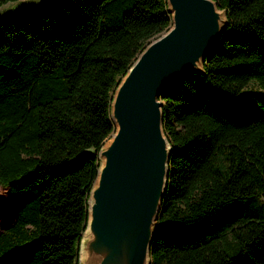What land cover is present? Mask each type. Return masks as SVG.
Segmentation results:
<instances>
[{
    "label": "trees",
    "instance_id": "obj_1",
    "mask_svg": "<svg viewBox=\"0 0 264 264\" xmlns=\"http://www.w3.org/2000/svg\"><path fill=\"white\" fill-rule=\"evenodd\" d=\"M217 2L226 20L202 69L160 93L171 156L150 264H264V0ZM171 23L167 0L0 17V184L16 210L0 264H78L112 93Z\"/></svg>",
    "mask_w": 264,
    "mask_h": 264
},
{
    "label": "water",
    "instance_id": "obj_2",
    "mask_svg": "<svg viewBox=\"0 0 264 264\" xmlns=\"http://www.w3.org/2000/svg\"><path fill=\"white\" fill-rule=\"evenodd\" d=\"M61 1L20 0L0 17ZM167 1L172 23L136 54L112 93L115 127L98 149L102 162L89 190L78 264H150L171 156L160 93L186 72L202 69L226 20L217 0Z\"/></svg>",
    "mask_w": 264,
    "mask_h": 264
},
{
    "label": "rangeland",
    "instance_id": "obj_3",
    "mask_svg": "<svg viewBox=\"0 0 264 264\" xmlns=\"http://www.w3.org/2000/svg\"><path fill=\"white\" fill-rule=\"evenodd\" d=\"M20 4V0H9L0 5V15L10 11ZM152 38V37H151ZM111 137V133L105 141ZM100 162L102 158L100 157ZM15 206L8 186L0 184V230L15 218Z\"/></svg>",
    "mask_w": 264,
    "mask_h": 264
},
{
    "label": "bare ground",
    "instance_id": "obj_4",
    "mask_svg": "<svg viewBox=\"0 0 264 264\" xmlns=\"http://www.w3.org/2000/svg\"><path fill=\"white\" fill-rule=\"evenodd\" d=\"M83 247V246H82ZM81 247V251H80V257L83 258V255H84V251H83V248Z\"/></svg>",
    "mask_w": 264,
    "mask_h": 264
}]
</instances>
